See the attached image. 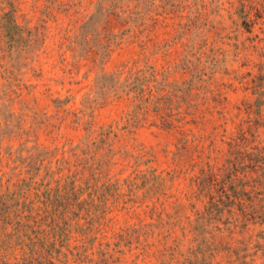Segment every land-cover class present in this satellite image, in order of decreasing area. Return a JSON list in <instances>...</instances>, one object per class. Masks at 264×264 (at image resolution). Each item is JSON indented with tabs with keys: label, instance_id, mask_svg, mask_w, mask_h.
<instances>
[{
	"label": "rangeland",
	"instance_id": "obj_1",
	"mask_svg": "<svg viewBox=\"0 0 264 264\" xmlns=\"http://www.w3.org/2000/svg\"><path fill=\"white\" fill-rule=\"evenodd\" d=\"M38 152L106 190L0 264H264V0H0V188ZM235 172L251 220L209 210Z\"/></svg>",
	"mask_w": 264,
	"mask_h": 264
},
{
	"label": "trees",
	"instance_id": "obj_2",
	"mask_svg": "<svg viewBox=\"0 0 264 264\" xmlns=\"http://www.w3.org/2000/svg\"><path fill=\"white\" fill-rule=\"evenodd\" d=\"M15 25L19 26L16 22ZM41 153L30 156L32 176L0 188V259L4 263H9L11 256L17 255L18 249L21 251V263L33 262L38 256L42 257V246L47 244L52 247L60 238L56 230L58 227L57 212L62 202L74 197L79 198L84 189L106 190V181L99 185V178H96L95 182L88 179L83 183H78L79 178L69 175L53 180L56 182L55 185L53 181H39L35 177L37 175L35 170L40 168L37 166V159H40ZM252 159L257 162L261 158L257 156ZM155 172H151L152 179L161 181V185L165 187L166 178ZM142 176L147 178L146 175ZM231 179L227 182L222 180L219 196L217 199L214 195L211 197L209 210L223 212L228 209L231 212V208L237 205L244 218L253 219L251 217L255 215V212L258 213V210L253 204H246L242 200L248 194V189L244 186L246 182L238 176L237 172L233 173ZM126 182L136 185V182L130 179ZM111 186H114V183H108V187ZM252 187H254L253 184ZM259 214L260 217H264V211ZM48 226L52 229L50 235L47 230ZM46 237H51L52 241Z\"/></svg>",
	"mask_w": 264,
	"mask_h": 264
}]
</instances>
